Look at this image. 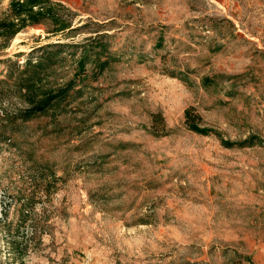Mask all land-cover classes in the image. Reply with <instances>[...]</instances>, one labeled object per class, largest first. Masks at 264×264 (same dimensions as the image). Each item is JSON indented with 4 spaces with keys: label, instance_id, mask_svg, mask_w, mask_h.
<instances>
[{
    "label": "rangeland",
    "instance_id": "rangeland-1",
    "mask_svg": "<svg viewBox=\"0 0 264 264\" xmlns=\"http://www.w3.org/2000/svg\"><path fill=\"white\" fill-rule=\"evenodd\" d=\"M51 1L0 45V264H264V0Z\"/></svg>",
    "mask_w": 264,
    "mask_h": 264
},
{
    "label": "trees",
    "instance_id": "trees-1",
    "mask_svg": "<svg viewBox=\"0 0 264 264\" xmlns=\"http://www.w3.org/2000/svg\"><path fill=\"white\" fill-rule=\"evenodd\" d=\"M10 5L15 6L13 17L0 19L1 44L11 39L13 35L30 24H37L42 19L48 18L55 24H59L58 30H64L68 26L62 25L60 17L54 12L55 3L51 0H11ZM68 88H58L42 93L41 97L30 101V106L23 110L21 117L25 120L32 119L39 115L47 114L49 109L54 108V104H59L66 98ZM64 102V101H63ZM68 103L64 104L66 106ZM186 122L190 129L204 133L206 129H201L194 122V117L190 119L189 111H185ZM5 240L12 245V241L5 235Z\"/></svg>",
    "mask_w": 264,
    "mask_h": 264
}]
</instances>
